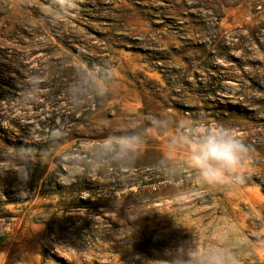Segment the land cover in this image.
I'll use <instances>...</instances> for the list:
<instances>
[{
  "label": "rangeland",
  "instance_id": "374dc122",
  "mask_svg": "<svg viewBox=\"0 0 264 264\" xmlns=\"http://www.w3.org/2000/svg\"><path fill=\"white\" fill-rule=\"evenodd\" d=\"M173 118L234 130L250 146L245 182L206 185L182 151L166 166L191 131ZM129 127L147 139L131 169L73 177L39 157L54 131L59 155ZM4 148L37 154L26 179L0 155V264H164L193 234L201 256L221 246L264 264V0H0Z\"/></svg>",
  "mask_w": 264,
  "mask_h": 264
},
{
  "label": "clouds",
  "instance_id": "9594fccd",
  "mask_svg": "<svg viewBox=\"0 0 264 264\" xmlns=\"http://www.w3.org/2000/svg\"><path fill=\"white\" fill-rule=\"evenodd\" d=\"M31 95H25L30 100L40 87L38 76L30 78ZM68 101L74 105L82 104L83 97L76 89H69ZM173 123L190 129L175 140L170 141L168 152L164 157L165 165L171 153H184V167L189 168L206 185L227 188L239 186L245 182L242 172L245 159L249 156L250 146L236 134L234 130L223 124L209 127L203 122L188 118H173ZM168 124V120L154 117L149 127L159 130ZM195 133V134H193ZM62 132L54 131L48 144L39 152L41 161L48 164L54 157H59V163L67 162L69 173L73 177L92 175L98 170L131 169L143 155L147 139L142 131L135 128L113 131L103 138L93 141L84 139L74 151H63L57 155L62 146ZM33 149H0V155L17 165L19 174L26 179V168L36 156ZM67 158V159H65ZM175 179L170 167L166 174ZM140 204H132L127 209L128 216L137 219L140 214ZM134 219V220H135ZM193 240L176 251L166 253L164 264H238L232 252L221 246H213L206 250L203 256L199 253V239L193 234Z\"/></svg>",
  "mask_w": 264,
  "mask_h": 264
},
{
  "label": "trees",
  "instance_id": "16d2710c",
  "mask_svg": "<svg viewBox=\"0 0 264 264\" xmlns=\"http://www.w3.org/2000/svg\"><path fill=\"white\" fill-rule=\"evenodd\" d=\"M27 176L31 179V180H34L35 177L31 174L30 171L27 172Z\"/></svg>",
  "mask_w": 264,
  "mask_h": 264
}]
</instances>
